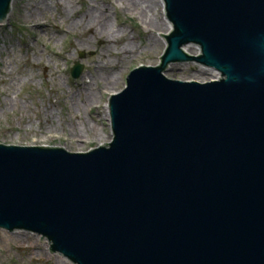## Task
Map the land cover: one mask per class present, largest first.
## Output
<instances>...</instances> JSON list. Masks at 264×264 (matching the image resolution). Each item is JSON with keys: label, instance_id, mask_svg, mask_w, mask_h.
<instances>
[{"label": "water", "instance_id": "1", "mask_svg": "<svg viewBox=\"0 0 264 264\" xmlns=\"http://www.w3.org/2000/svg\"><path fill=\"white\" fill-rule=\"evenodd\" d=\"M164 4L166 50L111 97V143L0 144V230L41 236L72 264H264V0ZM186 63L221 78L166 77Z\"/></svg>", "mask_w": 264, "mask_h": 264}, {"label": "rangeland", "instance_id": "2", "mask_svg": "<svg viewBox=\"0 0 264 264\" xmlns=\"http://www.w3.org/2000/svg\"><path fill=\"white\" fill-rule=\"evenodd\" d=\"M153 2L128 7L115 0H14L0 26V144L87 153L111 143V97L126 89L135 69L158 66L167 47L162 36L170 22ZM95 7L109 18V28L93 37L78 19ZM29 11L39 15L38 23ZM190 51L199 54L197 47ZM77 62L83 73L74 79ZM165 75L207 83L219 73L186 63L171 65ZM0 264L72 263L38 235L0 230Z\"/></svg>", "mask_w": 264, "mask_h": 264}, {"label": "bare ground", "instance_id": "3", "mask_svg": "<svg viewBox=\"0 0 264 264\" xmlns=\"http://www.w3.org/2000/svg\"><path fill=\"white\" fill-rule=\"evenodd\" d=\"M117 3H123L126 4L128 7H137L138 3L140 0H115ZM57 4H59L57 2ZM153 5L156 6L157 8H163L164 11V2L163 0H154ZM28 8H30V5H26ZM33 6V4H32ZM97 7H95V9L90 10V12L88 14H86L85 16L81 17L80 19H78V26H84V30L88 31L93 37L94 36H102L104 33H107L108 28H109V18L106 15H100L98 16L97 13L99 12V9H96ZM43 13V12H42ZM29 14L31 15V18L33 17V19H36L35 22L38 23V16L36 12L34 11H29ZM34 14V15H33ZM160 14V11H159ZM164 15V12H163ZM98 24V29H96L94 26ZM111 29V26H110ZM172 29V25L168 24L165 27V30L167 32H170V30ZM188 54H191L190 48H187L185 50ZM111 80V77H108L104 79L105 82H109ZM95 97V96H94ZM93 97V100H94ZM107 114V120L110 117V108L109 106H107L106 108ZM110 121V120H109Z\"/></svg>", "mask_w": 264, "mask_h": 264}]
</instances>
